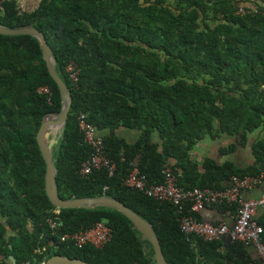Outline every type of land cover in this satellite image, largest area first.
<instances>
[{
    "label": "trees",
    "instance_id": "obj_1",
    "mask_svg": "<svg viewBox=\"0 0 264 264\" xmlns=\"http://www.w3.org/2000/svg\"><path fill=\"white\" fill-rule=\"evenodd\" d=\"M20 1L0 0V26L43 32L72 95L52 152L60 197L123 202L153 226L167 264H259L242 243L231 241L222 251V239L187 237L171 203L123 181L136 167L150 184H161L170 160L179 185L189 189L222 190L234 176L264 173V139L254 143L256 161L246 169L212 159L200 168L190 157L204 138L223 133L237 137V145L220 151L230 154L264 125V0H40L31 11ZM71 65L79 70L77 82ZM45 87L51 95L40 93ZM62 107L38 39L0 33V264H43L55 255L91 264H156L152 245L119 211L57 213L50 202L37 134L45 116ZM83 114L103 134L115 172L80 175L95 153L79 127ZM121 128L138 130L140 139L129 144L116 134ZM103 221L113 230L103 248L62 241ZM257 221L264 242V215Z\"/></svg>",
    "mask_w": 264,
    "mask_h": 264
},
{
    "label": "built area",
    "instance_id": "obj_2",
    "mask_svg": "<svg viewBox=\"0 0 264 264\" xmlns=\"http://www.w3.org/2000/svg\"><path fill=\"white\" fill-rule=\"evenodd\" d=\"M75 65L68 67L75 82L78 81L79 70ZM40 93L51 95L48 87L41 88ZM79 127L84 135L85 142L95 149L93 156L83 163L80 170L81 176H87L94 171L107 170L115 172L117 165L109 159L104 148V136L95 126L87 121L86 115L79 117ZM164 182L150 184L146 175L138 168H133L125 177L123 184L132 190L143 193L161 204L171 203L178 213V222L187 237L197 236L207 242L221 240L228 237L232 242L253 246L258 255L259 264H264V242L262 239L263 227L258 224L256 215L258 210H264V192L259 198L246 200L243 198L244 191H252L264 182V173L256 176L232 177L222 190L211 188H184L179 185V175L173 171L172 166L165 165L163 170ZM230 205L237 209L234 216V224L206 223L199 221L194 215L208 208L219 205ZM60 211L57 210V213ZM52 227L56 224L50 221ZM113 230L106 222H98L91 229L83 230L74 234H67L62 241L74 240L78 247L91 243L97 248L109 242Z\"/></svg>",
    "mask_w": 264,
    "mask_h": 264
},
{
    "label": "water",
    "instance_id": "obj_3",
    "mask_svg": "<svg viewBox=\"0 0 264 264\" xmlns=\"http://www.w3.org/2000/svg\"><path fill=\"white\" fill-rule=\"evenodd\" d=\"M0 33L7 36L30 35L38 39L42 46L43 58L46 62L50 77L57 83L60 96L62 99V110L59 114H48L42 121L41 128L37 134L38 147L41 150L43 158L46 162V177L45 189L46 194L54 207L61 209H96L100 207L110 208L119 211L126 216L128 220L137 228L142 236L152 245L154 252V260L156 264H167L166 257L163 253L160 240L155 232L153 226L145 221L139 214L128 207L123 202L109 198L94 197V198H80L72 200H64L60 197L57 188V169L53 161V147L58 145L59 137L68 121L69 113L72 108V95L65 82L58 76L55 68V61L53 52L49 46L45 34L35 27H26L21 29H9L0 26ZM12 248V247H11ZM10 260L15 263V258L10 256ZM43 264H91L81 259H71L68 257L55 255L49 258Z\"/></svg>",
    "mask_w": 264,
    "mask_h": 264
},
{
    "label": "crops",
    "instance_id": "obj_4",
    "mask_svg": "<svg viewBox=\"0 0 264 264\" xmlns=\"http://www.w3.org/2000/svg\"><path fill=\"white\" fill-rule=\"evenodd\" d=\"M264 6V2H263ZM116 130V134H117ZM111 132L106 131L104 135H108ZM103 135V134H102ZM119 138L125 139L129 144H134L140 139L141 132L136 130L135 132H127L125 134H117ZM249 144L246 147L237 146L234 152L230 154L223 155L220 151L224 148H229L232 145H237V137L235 135H230L229 133H223L220 138L212 139L207 136L202 141H200L194 148L191 150L190 157L194 161L198 162L199 167L202 168L204 162L208 159L215 160L219 165H222L226 162H233L239 168L246 169L255 164V156L253 152V145L255 142L264 139V125L258 129L256 132L250 134ZM154 141L159 144L162 143L159 136H154ZM171 166L175 165V160H170ZM202 170V169H201ZM227 185V183H225ZM264 192V182L253 189L252 191H244L242 196L244 199H256L259 198ZM221 206H214L208 208L202 212L196 213L194 216L203 222L208 223H226L229 226L234 224V216L237 214L236 208H231L226 211L221 209ZM264 215V210L260 209L257 212L256 220H259ZM224 241V247L222 251L225 249L228 250L229 245L232 243L228 237H224L222 239ZM246 249L249 251L253 259H258V255L253 246L245 245Z\"/></svg>",
    "mask_w": 264,
    "mask_h": 264
},
{
    "label": "rangeland",
    "instance_id": "obj_5",
    "mask_svg": "<svg viewBox=\"0 0 264 264\" xmlns=\"http://www.w3.org/2000/svg\"><path fill=\"white\" fill-rule=\"evenodd\" d=\"M40 0H21L19 2V6L23 10L31 11L32 9L36 8L37 5L39 4ZM127 132H135L136 130L133 129H126V128H121L117 131V134H125Z\"/></svg>",
    "mask_w": 264,
    "mask_h": 264
}]
</instances>
